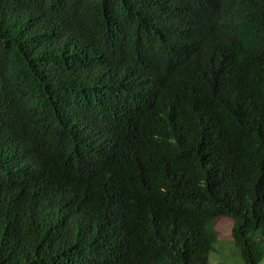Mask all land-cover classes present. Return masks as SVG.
Segmentation results:
<instances>
[{
	"label": "trees",
	"instance_id": "trees-1",
	"mask_svg": "<svg viewBox=\"0 0 264 264\" xmlns=\"http://www.w3.org/2000/svg\"><path fill=\"white\" fill-rule=\"evenodd\" d=\"M264 263V0H0V264Z\"/></svg>",
	"mask_w": 264,
	"mask_h": 264
},
{
	"label": "rangeland",
	"instance_id": "rangeland-1",
	"mask_svg": "<svg viewBox=\"0 0 264 264\" xmlns=\"http://www.w3.org/2000/svg\"><path fill=\"white\" fill-rule=\"evenodd\" d=\"M232 227V221L223 219L218 220L216 229L219 234L220 244L217 248V252L211 256V264H241L238 251L232 244Z\"/></svg>",
	"mask_w": 264,
	"mask_h": 264
}]
</instances>
